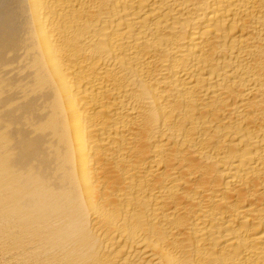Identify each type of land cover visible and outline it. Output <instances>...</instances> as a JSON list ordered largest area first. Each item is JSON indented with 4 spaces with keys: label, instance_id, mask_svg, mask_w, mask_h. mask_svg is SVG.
<instances>
[{
    "label": "bare ground",
    "instance_id": "obj_1",
    "mask_svg": "<svg viewBox=\"0 0 264 264\" xmlns=\"http://www.w3.org/2000/svg\"><path fill=\"white\" fill-rule=\"evenodd\" d=\"M0 264H264V0H0Z\"/></svg>",
    "mask_w": 264,
    "mask_h": 264
}]
</instances>
